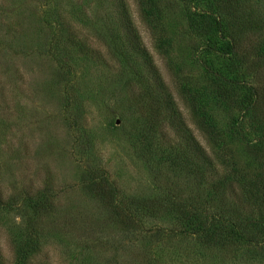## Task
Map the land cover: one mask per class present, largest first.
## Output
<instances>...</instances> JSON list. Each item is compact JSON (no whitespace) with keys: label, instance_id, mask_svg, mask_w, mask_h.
<instances>
[{"label":"rangeland","instance_id":"rangeland-1","mask_svg":"<svg viewBox=\"0 0 264 264\" xmlns=\"http://www.w3.org/2000/svg\"><path fill=\"white\" fill-rule=\"evenodd\" d=\"M99 1L0 0V264H14V244L30 235L40 245L31 264H264V259L239 250L203 247L192 237L167 239L165 228L173 226L170 216L147 220L140 232H126L85 192L82 177L101 172L124 197H149L160 191L148 165L134 149L142 122L130 105V93L117 83V64L103 45L95 48L107 62L86 52L82 55L77 45L66 43L65 31L61 34L52 25L53 31L42 24L49 8H56L57 14L72 23L75 19L70 14L81 4L87 2L93 8ZM126 2L192 126L182 105L181 90L177 94L169 81L167 64L177 67L182 84L202 94L211 93V80L192 64L193 49L186 40H179L168 54L160 56L139 19L135 1ZM90 7L83 8L89 12ZM193 7L186 8L193 11ZM182 13L180 8L164 20L171 36L177 33L175 28L184 31ZM211 24L208 20L207 27L217 37ZM40 25L51 40L60 41L63 51L59 56L51 40L46 42L49 52H41ZM83 34H88L87 30ZM195 42L199 44L197 39ZM62 59L69 63L59 66ZM209 60L216 68L229 66L213 57ZM215 116L224 128L229 117L221 110L215 111ZM247 132L252 138L248 128ZM227 141L236 158L250 170L254 162L243 145ZM162 171L170 181L188 187L183 174L165 167ZM238 190L236 187L227 194L228 203L234 201ZM205 193L198 191L200 196ZM156 227L162 230L158 233Z\"/></svg>","mask_w":264,"mask_h":264},{"label":"trees","instance_id":"trees-1","mask_svg":"<svg viewBox=\"0 0 264 264\" xmlns=\"http://www.w3.org/2000/svg\"><path fill=\"white\" fill-rule=\"evenodd\" d=\"M134 1L155 51L163 57L179 40H186L193 49L192 64L211 80V93L189 89L181 83L177 67L167 64L169 81L177 94L181 90L182 105L193 127L189 126L126 0H100L93 8L85 2L70 14L75 19L72 23L57 14L56 8L46 10L42 24L61 34L65 31L66 43L77 45L79 53L107 62L95 48L103 45L117 64V83L130 93V105L142 122L134 149L160 188L149 197H124L101 172L82 177L85 192L126 232H140L147 220L170 216L173 226L165 228L170 234L167 239L192 237L206 248L239 250L264 259V0H210L205 4L199 3L201 0ZM189 5H194L193 11L186 8ZM83 7H90L91 12ZM180 8L185 28L183 32L175 28L177 33L171 36L164 20ZM208 20L217 37L207 27ZM84 29L88 34H83ZM38 32L40 50L48 53L46 42L51 38L43 25L38 26ZM51 41L59 56L63 51L60 41ZM212 57L229 66L216 68L209 60ZM66 63L62 59L59 66ZM218 110L229 117L224 128L216 120ZM227 140L243 145L254 162L250 170L236 158ZM163 167L183 174L188 187L170 181ZM236 187L234 201L228 203L226 196ZM199 190H206V195L200 196ZM29 200L33 202L32 197ZM155 230L159 233L162 229ZM35 239L30 235L14 244V264H31L40 251Z\"/></svg>","mask_w":264,"mask_h":264}]
</instances>
